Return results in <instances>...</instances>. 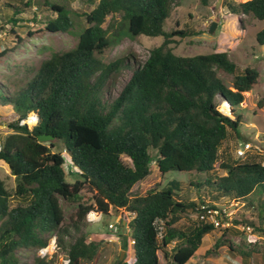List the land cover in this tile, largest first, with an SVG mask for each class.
I'll return each instance as SVG.
<instances>
[{
    "label": "trees",
    "instance_id": "1",
    "mask_svg": "<svg viewBox=\"0 0 264 264\" xmlns=\"http://www.w3.org/2000/svg\"><path fill=\"white\" fill-rule=\"evenodd\" d=\"M5 1L0 0V5ZM19 1L20 6H26ZM198 1L204 6L211 2ZM87 4L91 8L77 14L83 16L85 25L74 47L52 52L18 91L9 92L7 85L0 84V106L9 105L18 115L7 125L12 132L0 141V159L15 179L12 191L0 179V264H20L18 250H37L53 234L58 235L68 264L93 259L100 242L87 241L81 232L72 241L64 240L72 236L71 228L80 231L91 209L102 214L112 209L134 213L128 222L133 257L127 261L124 255L113 264H163L158 251L170 258L171 264H185L202 238L215 229L199 220L184 227L176 225L182 213L197 211L198 203L178 196L181 182L176 179L144 194L131 195L130 190L150 174L155 162L162 175L174 170L205 173L204 184L197 186L210 189V200L225 196L253 206V194H264L260 162L226 159L219 162L225 175L207 176L220 161V148L229 132L237 135L241 117L234 108L257 83L259 72L255 67H240L226 51L174 53L170 46L173 37L194 33L165 29L178 0H87ZM43 5L44 30L69 32L73 26L69 10L50 0H44ZM221 5L227 13L264 20V0H222ZM7 19L16 20L13 16ZM238 20L243 27V19ZM126 34L159 36L162 41L133 65L122 57L103 61L100 56L104 51ZM255 40L264 45V27L256 32ZM6 52L1 50L0 58ZM123 68H129L131 74L112 97L110 80ZM218 72L230 74L231 84ZM216 98L230 105L229 115L218 110ZM256 107H264V96L256 101ZM31 112L36 123H21ZM42 134L63 144L79 178L66 180L65 156L53 150V140L39 141ZM83 189L91 196L84 197ZM12 196L27 200L11 206ZM61 199L76 207L68 225H64ZM198 200L204 202L199 195ZM259 205L264 217V200ZM233 222L238 223L236 219ZM247 224L255 226L252 221ZM171 243L168 254L165 249ZM229 249L233 250L230 245ZM33 264L53 262L38 256Z\"/></svg>",
    "mask_w": 264,
    "mask_h": 264
},
{
    "label": "rangeland",
    "instance_id": "2",
    "mask_svg": "<svg viewBox=\"0 0 264 264\" xmlns=\"http://www.w3.org/2000/svg\"><path fill=\"white\" fill-rule=\"evenodd\" d=\"M51 2L63 4L70 12L73 26L69 32L51 33L44 30V0H23L26 6H20L19 0H6L0 5V51L7 49L6 54L0 58V84H5L9 92H16L32 77L34 71L47 59L52 52H62L75 46L78 33L85 25L83 16H78L82 12L88 11L91 6L87 0H50ZM215 0H211L208 6L202 5L198 0H178V5H174L170 17L167 19L165 29H188L194 32L192 35L181 38L174 36V41L170 44L174 53L179 55H194L198 53H209L212 51H226L231 60L240 67L251 66L258 68L259 77L253 88L245 93L244 101L237 105L234 110L240 115L241 123L237 129V135L230 131L220 148V161L216 162L214 170L207 176L217 178L226 174L221 169L219 162L228 159L233 162L242 161L235 156V149L244 140L251 141L254 137L264 148V107H256V101L264 96V45H259L255 40L256 32L264 27V20H258L249 16L244 19L245 32L239 24L238 18L233 14H227L225 6H220L218 26L214 32H209L212 21V7ZM239 0H235L238 2ZM20 7V9H17ZM13 16L16 20H8ZM230 17V18H229ZM109 19V17H108ZM228 22V23H227ZM32 32L31 35L28 32ZM19 36L20 39H17ZM162 38L147 37L138 35L131 37L124 35L119 41H114L100 56L105 62L122 57L131 65L135 61H142L148 54V50L161 43ZM241 48L243 50H241ZM244 51V52H242ZM245 53V54H244ZM131 71L123 68L118 75L110 80V95L115 97L124 82L129 78ZM218 75L227 85L231 84V75L218 72ZM108 95L106 94V97ZM218 110L222 109L219 98H216ZM223 112V111H221ZM229 115V113H228ZM18 115L11 106H0V141L12 132L8 128V123L17 119ZM33 125V122L28 124ZM55 142L54 151H60L66 158L64 170L66 180L73 182L79 178L75 168L70 163V157L63 148V144L58 140ZM156 152L152 151L155 158ZM264 158V157H263ZM122 161L129 165L130 161L122 155ZM205 173L187 171H169L162 175L157 164L152 163V171L142 181L135 183L131 190V195L144 194L148 190L158 189L167 184L169 180L176 179L181 182L178 196L189 201L200 204L198 195L204 200H210V192L207 186L198 187L197 184H204ZM0 179L5 182L6 187L12 191L15 187L14 175L11 174L8 165L0 159ZM192 182V184H191ZM215 193V192H214ZM84 197H90L91 193L85 189L81 190ZM27 198L12 196L11 206L24 203ZM89 200V199H88ZM253 206H243L237 210L234 217L238 223L233 222V226L228 229L215 228L212 232L202 238L201 245L194 255L185 264H264V217L260 214V202L264 200V194H253ZM64 212V225L71 222L74 215L75 204L60 200ZM109 214H102L100 221L86 222L80 227V231L71 230V237L65 236L66 242L80 232L85 234L87 241H98L99 250L91 260H82L81 264H113L124 252L125 260L130 261L133 257L132 241L129 233L118 228L117 232L107 227L108 223H115L123 209L110 210ZM196 211L188 209L182 213L177 226L184 227L196 220ZM244 221H252L255 226L245 224ZM243 226H250V231L242 229ZM57 235V234H56ZM51 236L49 237L50 240ZM48 240V242H49ZM57 248L49 259L53 264H63L66 251L58 244ZM124 243L126 246L124 247ZM173 243L165 250L169 254ZM229 245L233 250L229 249ZM20 264H33L34 258L38 257L37 250L21 249L16 252ZM161 263L171 264L170 258L165 259L164 254L158 251ZM46 260V259H45Z\"/></svg>",
    "mask_w": 264,
    "mask_h": 264
},
{
    "label": "built area",
    "instance_id": "3",
    "mask_svg": "<svg viewBox=\"0 0 264 264\" xmlns=\"http://www.w3.org/2000/svg\"><path fill=\"white\" fill-rule=\"evenodd\" d=\"M36 121V115L31 112L26 119L21 120V123L29 124L33 122L34 125ZM235 156L237 159L240 160L253 159L257 162H260V164L264 166V148H262V146L260 145V142L257 137H254V139L251 141L244 140L240 142L237 148L235 149ZM243 206H245L244 202L235 201L234 199H230L225 196H220L214 200H204V202L200 203L197 208L196 220L209 223L213 225L214 228H229L233 226L232 223L237 213V210L239 208H242ZM133 216V212H122L117 218V221L115 223H108L107 227L114 232H117L118 228L122 231H125V229H127V232H129L128 222ZM101 218L102 212L97 209H91L86 213L85 221L96 222L100 221ZM241 228L246 229L247 231L252 230L250 229L249 225H242ZM56 238L57 235L53 234L49 242L45 246L37 249V254L40 258H44L46 260L52 258V254L57 248ZM62 262L63 264H68L69 259L67 255H65V258Z\"/></svg>",
    "mask_w": 264,
    "mask_h": 264
},
{
    "label": "water",
    "instance_id": "4",
    "mask_svg": "<svg viewBox=\"0 0 264 264\" xmlns=\"http://www.w3.org/2000/svg\"><path fill=\"white\" fill-rule=\"evenodd\" d=\"M222 0H215L213 3V7H212V21L210 23L209 26V32H214V30L216 29L217 25H218V19H219V10H220V6H221ZM229 106V113H231V107ZM39 141L41 142H47V141H52L53 137L51 135H39L38 136ZM123 254L124 252H121L120 256H119V260H121L123 258Z\"/></svg>",
    "mask_w": 264,
    "mask_h": 264
},
{
    "label": "crops",
    "instance_id": "5",
    "mask_svg": "<svg viewBox=\"0 0 264 264\" xmlns=\"http://www.w3.org/2000/svg\"><path fill=\"white\" fill-rule=\"evenodd\" d=\"M227 1H230V2H235V0H227ZM243 1H246V0H239L238 2H243ZM222 4V3H221ZM227 14H230V13H227ZM242 17H246V15H241V16H239V15H235V18H241V19H243ZM249 17H251V16H249ZM230 18V17H229ZM243 21H244V19H243ZM228 23V22H227ZM218 26V25H217ZM241 28L243 29V32H245L246 30H245V27H244V22H243V27L241 26ZM241 50H243L242 48H241ZM242 52H244V51H242ZM245 54V53H244ZM257 70H259L258 68H256ZM259 72V71H258ZM111 212V211H110ZM109 212V213H110ZM126 231H127V229H125ZM129 233V232H128Z\"/></svg>",
    "mask_w": 264,
    "mask_h": 264
},
{
    "label": "bare ground",
    "instance_id": "6",
    "mask_svg": "<svg viewBox=\"0 0 264 264\" xmlns=\"http://www.w3.org/2000/svg\"><path fill=\"white\" fill-rule=\"evenodd\" d=\"M220 104H221V107L223 106L222 109H220V110L223 111V113L228 114L229 113V106H227L224 103V101H221Z\"/></svg>",
    "mask_w": 264,
    "mask_h": 264
}]
</instances>
